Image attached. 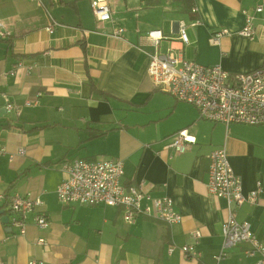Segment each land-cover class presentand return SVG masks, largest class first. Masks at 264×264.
I'll return each instance as SVG.
<instances>
[{"label": "crops", "instance_id": "crops-1", "mask_svg": "<svg viewBox=\"0 0 264 264\" xmlns=\"http://www.w3.org/2000/svg\"><path fill=\"white\" fill-rule=\"evenodd\" d=\"M108 2L111 19L100 22L89 0H0L5 32L0 37V194L39 196L40 210L49 219L48 227L39 229L37 211L28 213L21 235L0 215V264L31 259L43 264H214L226 202L211 195L206 184L209 155L220 147L241 178L243 194L260 182L258 203L234 205L233 214L264 242V125L226 126L200 118L193 105L154 84L146 54L155 49L147 33L158 29L164 36L159 52L172 49L230 73L264 67V10H254L264 0H189L190 9L171 0L151 6L142 0ZM244 11L253 15V39L240 34ZM50 18L60 24L52 33L45 29ZM181 22L187 44L178 38ZM119 27L122 38H112ZM223 30L218 42H211ZM18 62L23 66L15 70ZM36 98L35 106L25 105ZM7 102L14 106L10 111ZM127 110L137 118L126 121ZM180 130L194 142L178 153L169 145ZM19 148L25 154L10 159ZM75 158L122 159L121 183L143 182L151 197H170L182 221L168 225L140 214L127 223L118 206L63 205L56 195L65 177L60 164ZM0 211L9 219L15 215L4 201ZM195 229L201 233L198 260L180 250ZM38 238L47 244H37ZM249 247L244 242L227 249L218 264H254L258 257L246 253Z\"/></svg>", "mask_w": 264, "mask_h": 264}, {"label": "built area", "instance_id": "built-area-1", "mask_svg": "<svg viewBox=\"0 0 264 264\" xmlns=\"http://www.w3.org/2000/svg\"><path fill=\"white\" fill-rule=\"evenodd\" d=\"M40 4L42 0H33ZM93 15L97 21L105 22L111 19V7L108 0H89ZM255 11L264 10V4H258ZM245 13V24L240 31L243 36L253 39L256 35L253 26V15ZM46 31L52 33L59 22L50 18ZM197 21L194 22V24ZM4 24L0 20V37L5 36ZM122 27L115 28L110 36L122 38ZM226 30L214 34L211 42H218ZM154 45L153 52L146 53L149 58L147 72L154 84L161 90L171 94L176 100L193 105L204 120L222 122L226 126L230 123H244L249 125H264V67H258L246 73H230L221 65H203L185 59L174 50L157 51L158 42L164 38L161 30L155 29L146 36ZM178 38L182 44L188 43L184 23L178 26ZM23 66V62L15 65V70ZM34 66H27L30 71ZM40 94L37 93V96ZM35 100L25 102L26 106H35ZM14 106L6 103L7 111ZM194 142L186 130H180L172 136L169 145L174 152H184L190 143ZM25 149L19 148L15 155H24ZM60 169L65 177L56 187L57 199L63 205L84 206H118L123 209V219L133 223L138 215L149 216L161 220L168 225L180 223L182 216L174 209L173 201L168 196L151 197L144 189V183L124 186L121 177L124 172L122 159L100 158L85 160L75 158L63 161ZM208 192L216 198H223L226 202V218L222 223V243L219 252L214 256L218 264L224 259L226 250L239 243H248L246 253L257 255L254 264H264V242L257 239L250 229L248 222H239L233 214V206L244 202L258 203L261 193L260 182L248 194L242 193L241 178L237 175L228 160L224 147L213 150L209 155ZM147 203L143 206L142 201ZM0 201L7 203L10 211L15 215L9 219V224L17 228L19 234L26 231L25 217L28 213L37 211L34 216L35 225L39 229H46L49 225L47 215L40 210L43 201L39 196L5 195L0 194ZM191 242L181 246L180 250L187 259L198 260L201 252L197 249L201 237L199 230L190 232ZM37 244L45 246L47 242L37 239ZM172 247L168 250L171 251ZM28 264H43V261L31 259ZM96 264H103L97 262Z\"/></svg>", "mask_w": 264, "mask_h": 264}, {"label": "trees", "instance_id": "trees-1", "mask_svg": "<svg viewBox=\"0 0 264 264\" xmlns=\"http://www.w3.org/2000/svg\"><path fill=\"white\" fill-rule=\"evenodd\" d=\"M142 1L145 3V5L151 6L161 3L162 0H142ZM171 1H179L184 8L190 9L191 3L188 2L189 0H171Z\"/></svg>", "mask_w": 264, "mask_h": 264}, {"label": "rangeland", "instance_id": "rangeland-1", "mask_svg": "<svg viewBox=\"0 0 264 264\" xmlns=\"http://www.w3.org/2000/svg\"><path fill=\"white\" fill-rule=\"evenodd\" d=\"M180 8H181V7H180ZM181 9H182V8H181ZM182 10H183V9H182ZM124 114L127 115V119H126V121L134 120V119H136L137 116H138V113H136V112L133 113V112L130 111V110L125 111ZM224 259H225V258H224Z\"/></svg>", "mask_w": 264, "mask_h": 264}, {"label": "water", "instance_id": "water-1", "mask_svg": "<svg viewBox=\"0 0 264 264\" xmlns=\"http://www.w3.org/2000/svg\"><path fill=\"white\" fill-rule=\"evenodd\" d=\"M0 215H1V222L7 224L9 221L8 215H4L3 211H0Z\"/></svg>", "mask_w": 264, "mask_h": 264}]
</instances>
